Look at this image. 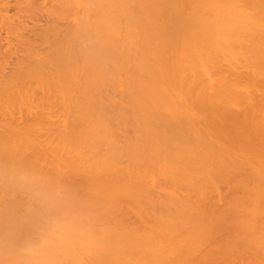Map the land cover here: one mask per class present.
Segmentation results:
<instances>
[{
	"label": "bare ground",
	"instance_id": "1",
	"mask_svg": "<svg viewBox=\"0 0 264 264\" xmlns=\"http://www.w3.org/2000/svg\"><path fill=\"white\" fill-rule=\"evenodd\" d=\"M0 264H264V0H0Z\"/></svg>",
	"mask_w": 264,
	"mask_h": 264
}]
</instances>
